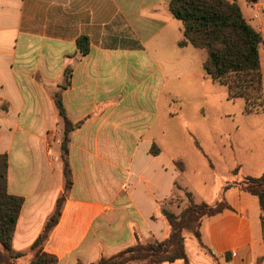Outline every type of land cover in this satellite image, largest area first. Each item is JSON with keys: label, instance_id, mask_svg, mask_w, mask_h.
Instances as JSON below:
<instances>
[{"label": "crops", "instance_id": "crops-1", "mask_svg": "<svg viewBox=\"0 0 264 264\" xmlns=\"http://www.w3.org/2000/svg\"><path fill=\"white\" fill-rule=\"evenodd\" d=\"M169 1L0 0V154L7 157V192L23 200L11 246L27 260L61 194V214L42 249L55 264H77L166 238L163 210H174L182 189L196 202L222 193L229 205L202 218V245L184 236L188 264H264L257 196L237 186L223 190L226 176L197 184L202 172L190 178L185 141L167 136L181 116L170 85L204 74L194 68L193 46L177 44L179 22L157 7ZM249 3L256 6L250 19L264 16L260 2ZM251 25L263 33L261 20ZM80 35L89 40L85 55L76 48ZM58 91L73 123L66 191Z\"/></svg>", "mask_w": 264, "mask_h": 264}, {"label": "trees", "instance_id": "trees-1", "mask_svg": "<svg viewBox=\"0 0 264 264\" xmlns=\"http://www.w3.org/2000/svg\"><path fill=\"white\" fill-rule=\"evenodd\" d=\"M168 9L181 22L182 38L178 41V46L191 44L205 50L206 55L202 62L205 75L226 87L229 100L243 98L245 113L263 110L259 49L264 40L261 33L245 19L238 3L229 0H170ZM75 43L79 55H85L89 51L86 35L78 36ZM70 71L68 66L64 70L65 84L69 83ZM54 103L63 122L60 154L66 191L71 185L67 154L73 123L66 116L59 91L54 95ZM236 172L237 168H234L233 174ZM6 175L7 157L0 154V264H19L18 261L25 264H55L56 257L43 251L42 245L59 219L65 195L61 194L57 198L41 233L31 245L32 257L27 260L24 252L15 251L11 246L23 200L7 192ZM231 186L256 195L260 208L264 211V172L258 176H245L240 181H227L223 190ZM185 194L187 204L180 212L163 210L169 225L166 238L137 242L111 255H101L96 261L77 264H163L176 260L188 264L183 231L192 233L200 241L202 218L214 216L229 205L223 199L222 193L212 203L196 202L189 191H185ZM261 217L264 231V216ZM200 244L202 245L201 241Z\"/></svg>", "mask_w": 264, "mask_h": 264}, {"label": "rangeland", "instance_id": "rangeland-1", "mask_svg": "<svg viewBox=\"0 0 264 264\" xmlns=\"http://www.w3.org/2000/svg\"><path fill=\"white\" fill-rule=\"evenodd\" d=\"M237 1L241 4L243 13L251 24L258 26L260 20L264 24L263 15L260 19H250L256 6L251 7V3L248 4L249 0ZM257 1L261 3L258 7L264 6V0ZM157 7L164 14H169L167 4L157 5ZM174 22H179L181 39V23L178 19ZM261 36L264 38V31ZM192 48L196 53L194 68L201 73L202 59L206 55L205 50ZM259 53L264 100V44L260 46ZM170 88L178 95L181 116L178 122L175 121L169 125L167 136L180 137L183 143L185 141L184 147L188 150L189 165L192 167L189 173L191 179L194 176L193 170L202 172V175H195L194 179L197 184L204 179L210 180L212 184L214 177L223 178L225 176L227 181L235 182L242 180L245 176H258L264 172V109L245 113L243 98L236 97L229 100L226 87L213 81L205 73L203 76L175 80ZM171 107L174 109L175 104L171 103ZM195 140L198 141L203 152L195 147ZM234 168H237L235 174H233ZM186 204V194L179 189L174 199L173 212H180ZM183 234L193 236L186 230ZM18 262L25 264V262Z\"/></svg>", "mask_w": 264, "mask_h": 264}, {"label": "built area", "instance_id": "built-area-1", "mask_svg": "<svg viewBox=\"0 0 264 264\" xmlns=\"http://www.w3.org/2000/svg\"><path fill=\"white\" fill-rule=\"evenodd\" d=\"M259 11H262L264 13V6H262ZM256 16H257V14L254 15V17H256Z\"/></svg>", "mask_w": 264, "mask_h": 264}]
</instances>
